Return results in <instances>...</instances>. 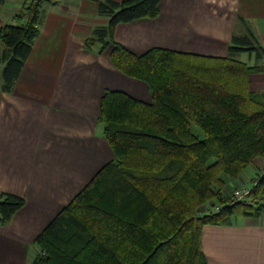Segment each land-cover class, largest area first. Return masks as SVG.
I'll return each mask as SVG.
<instances>
[{
	"label": "trees",
	"instance_id": "trees-1",
	"mask_svg": "<svg viewBox=\"0 0 264 264\" xmlns=\"http://www.w3.org/2000/svg\"><path fill=\"white\" fill-rule=\"evenodd\" d=\"M160 2L99 1L109 22L86 47L111 48L115 67L145 82L152 99L106 90L98 121L113 156L38 235L31 264H208L205 226L264 212V174L245 198H233L234 183L264 159V93L249 86L262 68L236 57L258 48L247 34L233 35L225 56L163 47L138 54L115 40L118 24L157 17ZM41 4L26 0L14 22L0 26V86L7 91L40 33ZM25 203L1 193L0 224Z\"/></svg>",
	"mask_w": 264,
	"mask_h": 264
},
{
	"label": "crops",
	"instance_id": "crops-1",
	"mask_svg": "<svg viewBox=\"0 0 264 264\" xmlns=\"http://www.w3.org/2000/svg\"><path fill=\"white\" fill-rule=\"evenodd\" d=\"M99 1L42 0L33 50L13 88L0 86V194L26 200L0 224V264H31L38 235L112 158L98 121L106 90L152 99L145 82L115 67L111 48L86 47L95 28L109 22ZM20 3L11 17L0 9V26L14 22ZM246 34L258 49L236 57L260 65L249 86L264 93V0H161L157 17L120 23L114 38L138 54L163 47L225 56L233 35ZM3 47L0 41V55ZM202 243L208 264H264V212L231 225H207Z\"/></svg>",
	"mask_w": 264,
	"mask_h": 264
},
{
	"label": "rangeland",
	"instance_id": "rangeland-1",
	"mask_svg": "<svg viewBox=\"0 0 264 264\" xmlns=\"http://www.w3.org/2000/svg\"><path fill=\"white\" fill-rule=\"evenodd\" d=\"M33 1L36 2L37 0H33ZM1 5H4L3 7H0L1 10L2 9L3 10L6 9L5 13L2 14L3 17L5 18V17H11V15L15 14L16 12H18L19 11V7L22 4L20 3V0H8L6 4H1ZM25 5H26V0H24V4H23V8L22 9H24ZM193 129H194L195 133H197L199 136H201V137L204 136L203 130L201 128H199L197 126H193ZM256 162H257L256 165L259 167L258 170H257L256 178L251 179V180L248 179V178L246 179V180L249 181V182L247 181V184H248L247 186L249 188L253 187L254 184L252 182L255 183L258 180V178L264 174V161L262 162L261 160L257 159ZM253 169H254V166H249L248 168H246V170L243 173L244 177H247V176H250V175L253 176L254 175V170ZM234 186H235L234 189L240 187L238 183H234Z\"/></svg>",
	"mask_w": 264,
	"mask_h": 264
},
{
	"label": "built area",
	"instance_id": "built-area-1",
	"mask_svg": "<svg viewBox=\"0 0 264 264\" xmlns=\"http://www.w3.org/2000/svg\"><path fill=\"white\" fill-rule=\"evenodd\" d=\"M245 182V183H244ZM242 184H239L240 187L234 189L233 191V198L236 200H241L243 198H245L251 191V188H249L246 183V181H244ZM219 208H217L218 210Z\"/></svg>",
	"mask_w": 264,
	"mask_h": 264
}]
</instances>
